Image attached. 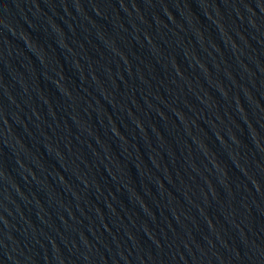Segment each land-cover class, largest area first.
I'll return each instance as SVG.
<instances>
[{"label": "water", "instance_id": "water-1", "mask_svg": "<svg viewBox=\"0 0 264 264\" xmlns=\"http://www.w3.org/2000/svg\"><path fill=\"white\" fill-rule=\"evenodd\" d=\"M0 264H264V0H0Z\"/></svg>", "mask_w": 264, "mask_h": 264}]
</instances>
